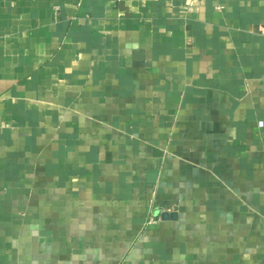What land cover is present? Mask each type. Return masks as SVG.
<instances>
[{
  "label": "crops",
  "instance_id": "obj_1",
  "mask_svg": "<svg viewBox=\"0 0 264 264\" xmlns=\"http://www.w3.org/2000/svg\"><path fill=\"white\" fill-rule=\"evenodd\" d=\"M0 264H264V0H0Z\"/></svg>",
  "mask_w": 264,
  "mask_h": 264
},
{
  "label": "water",
  "instance_id": "obj_2",
  "mask_svg": "<svg viewBox=\"0 0 264 264\" xmlns=\"http://www.w3.org/2000/svg\"><path fill=\"white\" fill-rule=\"evenodd\" d=\"M160 218H161V220H163V221H165V220H169V219H174V218H175V214L161 213V214H160Z\"/></svg>",
  "mask_w": 264,
  "mask_h": 264
},
{
  "label": "built area",
  "instance_id": "obj_3",
  "mask_svg": "<svg viewBox=\"0 0 264 264\" xmlns=\"http://www.w3.org/2000/svg\"><path fill=\"white\" fill-rule=\"evenodd\" d=\"M260 125H261V124H260ZM153 223H154V220H151V219H150V220L148 221V224H153Z\"/></svg>",
  "mask_w": 264,
  "mask_h": 264
}]
</instances>
